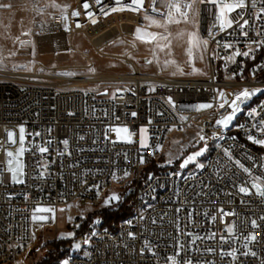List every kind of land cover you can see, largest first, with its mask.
I'll use <instances>...</instances> for the list:
<instances>
[{
  "label": "built area",
  "instance_id": "obj_1",
  "mask_svg": "<svg viewBox=\"0 0 264 264\" xmlns=\"http://www.w3.org/2000/svg\"><path fill=\"white\" fill-rule=\"evenodd\" d=\"M85 2L90 5L87 10ZM149 5L150 0H145V9ZM115 6L114 0H103L100 5L95 0H71L67 10L46 14L32 0L31 39L51 38L55 47L61 37L75 51L69 39L82 35L101 52L118 39L133 38L135 29L145 25L142 12H110ZM260 6L237 10L249 19V26L240 29L234 24L221 30L215 20L218 10L209 4L206 77L143 73L131 61V72L94 82L85 81L94 72L79 73L73 68H66L73 75H63V70L42 64L31 71L0 66V264H28L31 252L44 248L36 247L33 235L32 216L37 208L61 209L74 201L96 206L107 196L128 199V215L111 225L100 216L89 221L75 216L72 242L76 245L71 242L55 249L56 258L68 264H171L167 257L179 252L178 261L188 259L192 264H264V198L251 188L254 177L264 180V149L247 138L249 134L262 136L251 125L264 117V92L241 105L242 111L228 129L215 127L216 119L230 109L227 105L219 108L220 91L231 100L234 97L229 94L245 88L264 89V46L251 43L264 40V35H256L264 32V20L250 15ZM101 7L109 14L104 15ZM72 11L80 15L74 17ZM87 12L94 15L89 17ZM230 17H236V12ZM242 31L248 36L241 35ZM237 50L249 55H235ZM86 68L93 71V64ZM202 104L213 107L198 110ZM253 109L257 115L250 117ZM204 114L210 117V129L202 133L207 148L204 167L161 169L160 152L171 136L188 131ZM20 126L25 128V176L23 183H15L7 171L6 152L17 144ZM124 127L134 135L146 129L147 147L141 148L138 137L129 142L121 133L109 131ZM7 130L15 132V143L7 141ZM64 140H68L67 148ZM40 147L48 151L41 153ZM235 160L249 168L251 175ZM241 186L251 194L240 193ZM221 208L235 215L222 216ZM229 225L232 233L227 232ZM250 235H255V241L244 239ZM197 236L200 239L193 243ZM146 242L151 251L145 248ZM208 248L215 251L207 252ZM232 249L237 250L235 259L221 256V251ZM44 251L45 256L51 253L47 248ZM253 251L255 256L250 254Z\"/></svg>",
  "mask_w": 264,
  "mask_h": 264
},
{
  "label": "rangeland",
  "instance_id": "obj_2",
  "mask_svg": "<svg viewBox=\"0 0 264 264\" xmlns=\"http://www.w3.org/2000/svg\"><path fill=\"white\" fill-rule=\"evenodd\" d=\"M31 1L32 0H0V4L11 5L9 8L0 7L1 67L31 71L35 70L42 64L45 68L51 70H63V72L66 73L70 72L66 68H73L79 73L94 72L120 74L131 72L134 64L140 72L143 73H154L158 71L169 76L190 77H206L209 74L207 62L209 43H207L206 46L201 45L200 47H194L191 57H189L187 53V48L190 46L187 43V33L196 32L200 39L207 40L205 26L206 29L209 30V4L197 5L199 8V15L195 18L194 23L190 19V22L187 24L181 22L179 24L169 25V31L172 33L173 37L176 36V33L181 31L185 33V36L183 39L179 40L175 38L172 39L170 56L166 55L167 50H165V52H157V58L154 59L151 50L154 47V44L141 42L135 38V35L133 38L118 39L115 43H111L103 48L101 52H97L84 36L74 35L69 39V42L76 48V50L69 53H57L51 38L39 41L31 39V15L29 9ZM36 1L39 2L42 11L46 14L63 12L65 11L64 6L67 5L68 9L71 4V0ZM53 2L60 5V7H52L51 5ZM146 24L147 22L145 21V25ZM145 25L139 27H144ZM146 30L149 32L163 31L162 29H157L155 27H148ZM25 33H27V35ZM21 41H30L31 43L22 47ZM133 43L135 44V47H133ZM12 52H15L16 54L11 55ZM201 57L203 58L201 59ZM165 60H175L176 63L165 66ZM148 61L152 62L149 63ZM91 63L93 64V71H88L86 67L82 68ZM180 69H182V71H180ZM193 69H198L199 71H193ZM173 73H175V75ZM230 111L231 109L228 110V112ZM205 121V118H201L197 120L195 125H192L188 131L174 133L173 136H171L168 143L160 152L159 162L161 164V169L169 168L171 166L181 167L180 165L188 155L203 148V154L200 157H197L196 161L190 162L186 165L185 168L195 169L198 167V164L202 163L206 156L207 148L197 134L199 133V135H202L203 130L209 131L210 123L203 125L202 128H200ZM16 131L19 136V127L16 128ZM141 135H143L147 142L146 132L142 134L141 131H139L138 135L121 132V138L126 141H129L130 136L131 141L138 137L140 142ZM20 147L21 145L18 138L17 144L12 148V152L15 153ZM141 148L144 149L145 147ZM23 157L24 154L20 157V160L24 165ZM170 159L171 163L168 162ZM24 176L23 169V175L19 178L24 181ZM111 197L113 196H107L101 204L92 206L91 208H89L84 202H82V206H79L78 202L74 201L65 208L52 209V212H38L39 216H45L48 218L44 221L39 220L36 229V247L41 248V246L44 245V248L38 251L37 249H34L29 256L28 264H42L45 257V248L51 252L49 254H53L55 257V249L48 244L59 240H70L72 242L75 235L72 230V226L76 223L75 216H84L89 220L96 212L112 208L115 209L127 200H113ZM69 233H71V235H69ZM73 245L75 246L76 243L74 242ZM58 261H61V259L55 258L51 261V264H59Z\"/></svg>",
  "mask_w": 264,
  "mask_h": 264
},
{
  "label": "snow or ice",
  "instance_id": "obj_3",
  "mask_svg": "<svg viewBox=\"0 0 264 264\" xmlns=\"http://www.w3.org/2000/svg\"><path fill=\"white\" fill-rule=\"evenodd\" d=\"M103 0H95V3L97 5L102 4ZM115 7L110 8V12H117V11H132V12H137V13H143L142 14V19L147 22V24L144 27H137L135 29V38L137 40H140L141 42L144 43H149V44H154V47L151 49L153 52V57L154 59L157 58V52H165L167 50L166 55H171V49H172V39L175 38L177 40L183 39L185 36V33L183 31L176 33V36L173 37L172 33L169 31V25L171 24H179L181 22L187 24L190 22V19L192 22H195V18L198 17L199 15V8L197 5L200 4H212L215 5L216 8L218 9L217 14L215 15V20L219 22V27L221 30L227 29V28H232L233 25L235 24L236 27L240 29H244L245 26H249V19H245L244 16L242 15V12L237 11L239 10H245L247 8L251 9H256L257 4L259 3L261 6L257 11L251 12L250 15L254 18L256 21H262L264 20V0H232L231 3H226L225 0H150V5L149 9H145L144 4L145 0H114ZM52 7L59 8L60 5L55 4V2L52 3ZM0 7L3 8H9L11 7L10 4H0ZM67 5L64 6V9H67ZM90 7V5L85 2L83 4V8L87 10ZM101 12L104 15H108L109 12L105 11L104 7H101ZM232 12H236V17H230V14ZM150 13H153L155 15H152ZM71 15L74 17H78L80 15L79 11H72ZM87 15L89 17H92L94 13L92 12H87ZM67 16H64V20H67ZM241 20L243 21L241 23ZM93 24L96 23L95 19H92L91 21ZM216 25L214 24L213 27ZM67 28V25H65ZM77 27H80L79 24H77ZM148 27H155L157 29H162V32H149L146 30ZM27 35V33H25ZM209 34L211 35V30H209ZM241 35L243 36H248L247 31H242ZM256 35L259 37L261 35H264V32L257 31ZM188 40L187 43L190 45L187 48V53L189 57L192 56V51L194 47H200L201 45L206 46L208 41L206 39H200L198 37V34L196 32H189L187 33ZM19 39V38H17ZM31 43L30 41H21V46H25L26 44ZM115 43V42H113ZM122 43V41H121ZM252 44H256L259 46H264V40H254L251 42ZM133 47H135V44L133 43ZM224 47H231L230 44H225ZM15 52H12L11 55H15ZM244 55L248 56L249 52L246 51L244 53H240L238 50L235 53V55ZM203 57H201L202 59ZM228 59H234V57H229ZM151 63L152 61H148ZM0 63H2V60H0ZM175 60H165L164 64L165 66L170 65V64H175ZM15 67V66H14ZM182 71V69H180ZM193 71H199L198 69H193ZM63 75H73V73H61ZM175 75V73H173ZM264 92V89L260 88H255V89H243L240 92L234 93V94H229L232 95L234 98L229 100L225 93L223 91L219 92V99L222 101L219 104L220 109H224L225 106L227 105L228 108L231 109L230 112L227 114H222L219 119L215 121L216 125L221 126L223 128H228L233 119L236 117L237 113L242 111L241 105L245 104L249 99H251L254 95L257 93ZM171 103V100H169ZM212 104H202L198 106V110L201 109H207V108H212ZM133 116L136 115V113H132ZM250 117L257 115V112L255 109L250 111L248 113ZM181 119H186L185 117H181ZM252 129H255L257 132L262 134L261 137H257L256 135L249 134L248 135V140L254 143L255 145H259L261 147H264V117H261L258 121L253 123L251 125ZM171 130V129H169ZM51 131V130H49ZM109 131H115L118 135L119 133H128L129 130L128 128H115V129H109ZM141 133L143 134L146 132V129H141ZM19 143L21 145L20 148L17 149L15 153L12 151H7L6 156L8 157L7 159V171L11 173V179L15 183H23L24 181L20 179L19 177L23 175V169L24 165L20 160V157L23 156L25 152V148L23 147L25 143V128L23 126L19 127ZM7 135V141L9 143H15V132L12 130H7L6 131ZM35 135H40L39 133H35ZM200 140H204L205 137L202 135H199ZM107 138V137H106ZM83 139V137H81ZM129 142L130 136H129ZM50 143V141H49ZM67 148L68 146V140H64L62 142ZM141 147H147V143L141 135V140H140ZM160 149V146H157V150ZM39 151L41 153L47 152L48 148L47 147H40ZM204 149H200L199 151L194 152L193 154H190L187 156L186 159L183 160V163L180 165L182 168L188 165L190 162L196 161L197 157H200L203 154ZM224 154L229 158V160H232V155L231 152L228 149L224 150ZM251 159V157H248ZM141 163H144V159L141 158ZM171 163V159L168 161ZM235 165L239 166L245 173L250 174L249 168L245 167L239 160L234 161ZM198 167L203 168L204 164L200 163L198 164ZM2 174V173H0ZM125 175H128L126 172ZM251 175V174H250ZM257 181H261L260 183H257ZM251 188L255 189V194L259 195L261 198H264V180H262L261 177L256 176L253 178V182L251 184ZM239 192L244 193L246 195L251 194L250 190L248 187L241 186L239 187ZM111 199H119V197L113 196ZM36 212H52V209H46V208H37L35 210ZM63 211V210H62ZM179 211V209H177ZM222 216H228V215H235V213L232 212H225L223 208L218 210ZM32 219L35 220H41L44 221L48 219L45 216H37L33 215ZM264 219V217H262ZM212 220H216V216H212ZM155 222V221H153ZM251 224L253 227H257V221L252 220ZM227 232L232 233L233 232V226L229 225L227 227ZM71 235V233H69ZM130 236H133L132 233H129ZM191 235V234H189ZM216 234L213 233L209 239L213 238ZM196 239H200V237H193V243L195 242ZM223 240L224 238L221 237ZM245 240H250V241H255L256 237L255 235H250V236H245ZM248 245L245 244V247ZM79 247V245H77ZM181 247H183L181 245ZM145 248L148 249V251H151V248L148 247L147 242L145 243ZM207 252H213L215 249L208 248L206 249ZM236 249H232L231 251L228 252H223L221 251V256H230L235 259L236 255ZM144 249H141V254H143ZM244 255H249V253L245 252L243 253ZM252 256H255L256 253L253 251L250 253ZM179 255V252H177L174 255L168 256L167 260L171 262V264H192L191 260L184 259L181 261L177 260V256ZM67 264V262H65Z\"/></svg>",
  "mask_w": 264,
  "mask_h": 264
},
{
  "label": "trees",
  "instance_id": "obj_4",
  "mask_svg": "<svg viewBox=\"0 0 264 264\" xmlns=\"http://www.w3.org/2000/svg\"><path fill=\"white\" fill-rule=\"evenodd\" d=\"M128 202L129 200L127 199L125 200L123 204H121L115 209L112 208V209H107V210H102L100 212H96L95 214L92 215L91 219H93L94 217L100 216L105 220L107 224L111 225L114 220L122 219L128 215V207H127ZM85 224L86 223L79 226L81 231L84 229ZM70 242H71L70 240H66V241L59 240L56 242H52L51 244H48V245L53 247L54 249H57L61 246L70 245L71 244ZM55 258L56 257H54L53 254H48L45 256L42 264H51V261H53V259Z\"/></svg>",
  "mask_w": 264,
  "mask_h": 264
},
{
  "label": "bare ground",
  "instance_id": "obj_5",
  "mask_svg": "<svg viewBox=\"0 0 264 264\" xmlns=\"http://www.w3.org/2000/svg\"><path fill=\"white\" fill-rule=\"evenodd\" d=\"M215 25L217 26L218 23L215 22ZM216 26L214 28H216ZM57 39L59 41H61V42H59V44L57 46H55L57 53H60V52H67V53H69V52H72L73 51L72 49H70V48H68L66 46L65 41H64L63 38L60 37V38H57ZM85 67L86 66H83L82 68H85ZM111 75L112 74L95 73V74H92L91 76L87 77L85 79V81L86 82H94V81L101 80V79H104V78H110ZM201 118H203V119L205 118L206 121L203 122V124L200 126V128H202L203 125H206V124L210 123V117L204 114L203 116H201L198 119H195L194 120V125H195V122L197 120L201 119ZM204 131H206V130H204ZM206 132H208V130ZM70 213H71V210H70ZM35 215L39 216L38 212H35ZM38 224H39V220H35V221L33 220V235H34L35 238H36V229L38 227ZM65 262H67V260L66 259H62L59 262V264H65ZM67 264H68V262H67Z\"/></svg>",
  "mask_w": 264,
  "mask_h": 264
},
{
  "label": "water",
  "instance_id": "obj_6",
  "mask_svg": "<svg viewBox=\"0 0 264 264\" xmlns=\"http://www.w3.org/2000/svg\"><path fill=\"white\" fill-rule=\"evenodd\" d=\"M107 92H104L103 94H106ZM239 113V112H238ZM237 113V114H238ZM235 119V118H234ZM234 119H233V121H234ZM232 121V122H233ZM232 122H231V124H232ZM231 124L229 125V127L231 126ZM215 127L218 129V130H220V131H224V130H226V129H228V128H223V127H221V126H218V125H216V123H215Z\"/></svg>",
  "mask_w": 264,
  "mask_h": 264
},
{
  "label": "crops",
  "instance_id": "obj_7",
  "mask_svg": "<svg viewBox=\"0 0 264 264\" xmlns=\"http://www.w3.org/2000/svg\"><path fill=\"white\" fill-rule=\"evenodd\" d=\"M172 136H173V135H172ZM85 204H86V203H85ZM78 205H79V206H82V203H78ZM86 205H88V207H89V208H91V207H92V206H91V205H89V204H86Z\"/></svg>",
  "mask_w": 264,
  "mask_h": 264
}]
</instances>
